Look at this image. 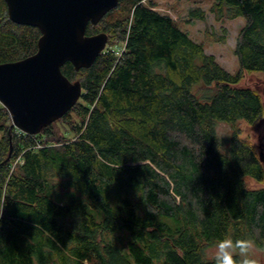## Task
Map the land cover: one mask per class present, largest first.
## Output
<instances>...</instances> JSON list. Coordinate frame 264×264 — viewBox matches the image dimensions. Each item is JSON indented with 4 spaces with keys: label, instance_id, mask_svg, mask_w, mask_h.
Here are the masks:
<instances>
[{
    "label": "trees",
    "instance_id": "trees-1",
    "mask_svg": "<svg viewBox=\"0 0 264 264\" xmlns=\"http://www.w3.org/2000/svg\"><path fill=\"white\" fill-rule=\"evenodd\" d=\"M210 11L244 19L235 73L151 0H119L86 34L111 33L124 51L61 66L82 86L61 118L29 135L0 104V264H217L207 250L222 241L235 264H260L248 249H264V187L247 180H264V149L238 124L264 115L258 91L239 85L264 72V0H214ZM39 36L0 0V63L33 54Z\"/></svg>",
    "mask_w": 264,
    "mask_h": 264
},
{
    "label": "water",
    "instance_id": "water-1",
    "mask_svg": "<svg viewBox=\"0 0 264 264\" xmlns=\"http://www.w3.org/2000/svg\"><path fill=\"white\" fill-rule=\"evenodd\" d=\"M9 19L40 31L36 51L22 59L0 63V104L11 125L34 135L61 118L81 97L79 81H71L61 66L89 67L103 52L107 33L86 34L118 5L119 0H4ZM11 146L9 149L10 154ZM260 160L264 163L262 152ZM8 159V157H7Z\"/></svg>",
    "mask_w": 264,
    "mask_h": 264
},
{
    "label": "rangeland",
    "instance_id": "rangeland-1",
    "mask_svg": "<svg viewBox=\"0 0 264 264\" xmlns=\"http://www.w3.org/2000/svg\"><path fill=\"white\" fill-rule=\"evenodd\" d=\"M213 1L214 0H151V3L153 4V9L160 13L170 15L178 26L186 31L193 40L202 43L205 52L213 54L217 62L224 69L231 73H235L239 69V66L234 54V47L239 29L244 25V19L237 17L233 19L223 18L217 20L210 11ZM195 9L204 11V19L194 18L189 14L191 10ZM110 36V39L106 42L105 49L110 48L114 50V54L118 57L124 51V41H116L114 39L115 35L111 33ZM218 37H223V39L220 40ZM239 85L256 89L264 105V72L244 73ZM238 127L241 137H247L251 140L258 151L264 149V115L261 120L254 124L240 122ZM216 131L220 137L228 136L231 133L230 126L225 122H217ZM226 143L228 144V142L225 141V144ZM21 161V158L17 157L13 164ZM247 184L250 187H264V180L258 182L252 178H248ZM68 191L71 197L86 202L85 197L79 191L74 189H69ZM217 250L218 245H215L209 247L207 251L209 255H214L217 253ZM228 251L231 252V248H229ZM248 251L250 255L260 262V264H264V249H259L253 244H250Z\"/></svg>",
    "mask_w": 264,
    "mask_h": 264
},
{
    "label": "clouds",
    "instance_id": "clouds-1",
    "mask_svg": "<svg viewBox=\"0 0 264 264\" xmlns=\"http://www.w3.org/2000/svg\"><path fill=\"white\" fill-rule=\"evenodd\" d=\"M232 245L230 242L222 241L218 245V250H217V264H235V262L232 259L231 253L228 251L229 248H231ZM243 247V245L241 246Z\"/></svg>",
    "mask_w": 264,
    "mask_h": 264
},
{
    "label": "bare ground",
    "instance_id": "bare-ground-1",
    "mask_svg": "<svg viewBox=\"0 0 264 264\" xmlns=\"http://www.w3.org/2000/svg\"><path fill=\"white\" fill-rule=\"evenodd\" d=\"M38 135V134H37Z\"/></svg>",
    "mask_w": 264,
    "mask_h": 264
}]
</instances>
